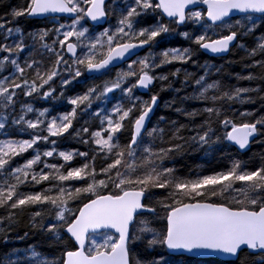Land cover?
Wrapping results in <instances>:
<instances>
[{
  "label": "snow or ice",
  "instance_id": "1",
  "mask_svg": "<svg viewBox=\"0 0 264 264\" xmlns=\"http://www.w3.org/2000/svg\"><path fill=\"white\" fill-rule=\"evenodd\" d=\"M175 39L188 46L164 47ZM233 49L244 57L225 64H241L247 74L235 79L252 86L157 72L211 69L194 57ZM225 64L216 74L232 77ZM168 89L177 96L163 107L187 122L157 115ZM257 137L264 0H24L0 16V264H163L158 246L264 264V154H247ZM211 146L231 149L228 159L182 169L190 151Z\"/></svg>",
  "mask_w": 264,
  "mask_h": 264
},
{
  "label": "trees",
  "instance_id": "2",
  "mask_svg": "<svg viewBox=\"0 0 264 264\" xmlns=\"http://www.w3.org/2000/svg\"><path fill=\"white\" fill-rule=\"evenodd\" d=\"M23 2L24 0H0V16H4L6 13H8L11 10L12 7L20 5ZM21 24L24 26V23H21ZM252 40H253V37L246 36L243 41L244 43H251ZM244 55L245 53L243 51L239 49H233L230 52V54L225 58L210 59L203 52H199L198 55L194 57V59L198 60L199 65H204V63L207 61H213L215 63L212 68L213 74L211 75V79L209 80V82H211V80H214V79H221L223 83L231 84L236 87H249L252 85H250L248 81L246 80L237 81L235 79V76H234L235 73H241L242 75L247 74L242 69L241 64L237 63L231 66H228L225 64V61L227 60H240L242 57H244ZM221 64H225V70L227 72L233 73L232 77H229L228 75L218 76L216 74L215 66L216 65L218 66ZM172 66H173V69H175L176 67H183L189 72L191 70V73H194L195 76H199L203 74L204 71L206 70L205 68L193 65L192 63H190L189 65L185 64L183 66H181V64L177 65V63L176 64L173 63ZM167 71L169 72L172 70L168 69ZM170 80L172 82L173 88H180L181 83L183 81V76L181 75L180 77L175 78V79L170 77ZM158 89H159V86H156L155 90H158ZM192 91H193V87L189 86L184 92H181L179 95H185V94L191 93ZM241 95L247 98L245 94H241ZM176 96H177V93L171 89L161 92L160 93L161 107L158 109L157 115L171 116L173 119H181L182 122H187L184 118L176 116L170 109H166L163 107L165 101H170ZM230 103H232L234 108H237L236 101L230 102ZM176 106H180L179 103ZM196 106H199V105H196ZM258 106H259V101H257L256 104L247 103L246 108L255 109ZM197 119L199 120V118ZM163 126L164 125H161V127ZM194 134L195 132L191 127L185 132L186 136H190ZM261 139L262 138L257 137V140L253 142L252 147L248 150V153H247L248 155H252L253 153L264 154V142H258ZM209 149H210L209 147H205V148H202L199 152H195V153L190 151L187 156L181 159L180 166L185 172L201 171L202 170L200 167L201 165L203 166L204 169H207L210 166H215L218 162L223 163L224 160L228 159V157H223L221 153L224 152L225 150L231 151V149L217 148L216 146H214L212 148L214 149V154L205 156L206 152L209 153ZM21 234H22V231H21ZM43 240H46V239H43ZM25 243L26 242L21 241V242H18L15 246L16 247H19L21 245L24 246ZM0 248H3V245H0ZM156 251H158L161 254V256H163L164 258L163 264H218V261H219V259L217 258H209V259L201 260V259L190 258V257H173L166 253L165 247H159V246L156 248ZM149 260H150V264H153V263L156 264V260L154 256L150 257ZM237 260H238V264H256V257L249 255L248 253L242 254L240 257H238Z\"/></svg>",
  "mask_w": 264,
  "mask_h": 264
},
{
  "label": "water",
  "instance_id": "3",
  "mask_svg": "<svg viewBox=\"0 0 264 264\" xmlns=\"http://www.w3.org/2000/svg\"><path fill=\"white\" fill-rule=\"evenodd\" d=\"M206 53L211 54V55L220 56L218 54H213L210 52H206ZM250 147H249V149H250ZM166 250L169 254H172V255H187V256L197 257V258H217L219 260L238 259L236 257H233L229 254L224 253L223 251L214 250V249L208 248V247H193L190 251L186 250L183 247L166 248Z\"/></svg>",
  "mask_w": 264,
  "mask_h": 264
},
{
  "label": "flooded vegetation",
  "instance_id": "4",
  "mask_svg": "<svg viewBox=\"0 0 264 264\" xmlns=\"http://www.w3.org/2000/svg\"><path fill=\"white\" fill-rule=\"evenodd\" d=\"M23 19H21V23H24L23 21H22ZM22 25V24H21ZM22 27H23V25H22ZM173 47V46H177V47H180V46H188L185 42H183L182 40H180V39H175V40H173L170 44H168V45H165L164 47ZM157 50H159V49H157ZM231 52V51H230ZM230 52L227 54V55H224L223 57H221V56H217V55H211V54H208V53H206V52H203L205 55H207L208 56V58H210V59H217V58H225V57H227L229 54H230ZM171 69L172 71H174V69H173V66H172V64L171 65H168L167 67H162L161 69H157V72L158 73H160V72H163L164 73V71H166V69ZM167 83L168 82H165V87L167 88ZM156 86H159L160 87V84H159V82H156ZM145 98H147V95H145ZM160 107H161V97H160ZM159 107V108H160ZM158 108V109H159ZM158 109H157V111H158ZM155 119V118H154ZM254 142V141H253ZM253 144V143H252ZM252 144H251V147H252ZM250 147V148H251ZM165 250H166V247H165ZM166 253L167 254H169L168 252H167V250H166ZM169 255H171V256H173V257H190V258H196V259H201V260H205V259H209V258H197V257H191V256H187V255H172V254H169Z\"/></svg>",
  "mask_w": 264,
  "mask_h": 264
},
{
  "label": "rangeland",
  "instance_id": "5",
  "mask_svg": "<svg viewBox=\"0 0 264 264\" xmlns=\"http://www.w3.org/2000/svg\"><path fill=\"white\" fill-rule=\"evenodd\" d=\"M246 23L248 22V21H245ZM19 25L22 27V25H21V21L19 22ZM245 38V37H244ZM241 43H244V41H241ZM173 47H177V46H173ZM157 51H159V50H157ZM175 64L177 63V65L178 64H180V63H178V62H174ZM207 63L208 64H210V65H214L215 63L213 62V61H207ZM190 63H188L187 65H189ZM205 64V63H204ZM169 69V68H168ZM168 69H166V71H164V73H167L168 71ZM205 71H210L212 74H213V70H212V68L211 69H206ZM204 71V72H205ZM190 72H191V70H190ZM6 74V73H5ZM171 81V80H170ZM241 98L242 99H244V100H247V98L246 97H243L242 95H241ZM236 103H237V109H240V110H245V109H249V108H246V105H247V103H244V104H240L239 103V101L237 100L236 101ZM158 116H160V115H158ZM195 135V134H194ZM214 146H211V147H209L210 149H209V153L212 155V154H214V149H212ZM42 239V241H43V239H47V238H45V237H41ZM35 241L34 240H31V241H27L26 243H25V245L24 246H19V247H21V248H27V246L29 245V244H32V243H34ZM38 251H41V252H44V251H47V249L46 248H38L37 249ZM29 251H30V249H29ZM21 253H23V252H20L19 254H21ZM18 254V255H19ZM28 255V254H27ZM28 260V259H27ZM28 262H29V264H35V261H33V260H28ZM153 264H155V263H153Z\"/></svg>",
  "mask_w": 264,
  "mask_h": 264
},
{
  "label": "clouds",
  "instance_id": "6",
  "mask_svg": "<svg viewBox=\"0 0 264 264\" xmlns=\"http://www.w3.org/2000/svg\"><path fill=\"white\" fill-rule=\"evenodd\" d=\"M192 74H193V77H195V74H194V73H192ZM239 99H242V98L239 97L238 100H239ZM27 254H28V252H23V253L19 254V256H20V257H26ZM19 264H29V262H28L27 259H21V260L19 261Z\"/></svg>",
  "mask_w": 264,
  "mask_h": 264
}]
</instances>
